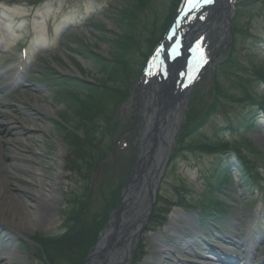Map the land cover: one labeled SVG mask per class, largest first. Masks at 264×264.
I'll return each mask as SVG.
<instances>
[{
  "label": "rangeland",
  "instance_id": "rangeland-1",
  "mask_svg": "<svg viewBox=\"0 0 264 264\" xmlns=\"http://www.w3.org/2000/svg\"><path fill=\"white\" fill-rule=\"evenodd\" d=\"M35 1L0 0V125L9 130L1 133L5 159L0 161V172L7 169L11 176L18 175L24 179V183L4 176L1 181L3 186L10 189V193L24 203L21 216L26 218L21 225V232L8 235L0 228V252L6 248L16 250L21 258L13 261V264H41L37 258L38 253L41 254L40 246L33 237L39 234L55 235L64 230L63 213L68 208L67 205L71 207L73 194L78 195L85 183L81 178L78 184L77 178L68 171L73 166V152L62 129L56 124L58 116L64 112L73 117L71 109L65 102L56 100L54 90L41 82L37 73L38 66L49 62L62 75L80 76L89 81L99 80L101 75L95 62L70 52L68 45L79 47L81 42H86L95 47L98 54L109 57L112 51L101 38V25L108 34L118 31L116 11L125 3V0H44L39 5ZM203 16L202 12L201 17ZM232 24L236 29H233ZM197 44L204 52L205 62L200 68L197 59L196 65L192 67L195 76L181 109V120L174 134L171 151L157 179L147 217L125 264H147L151 257L150 238L154 236L158 239L156 248L159 251L154 259L155 264H160V259L166 260L169 257L174 261L179 260L178 264H226L216 260L208 250H203L214 246L219 241L217 239L220 234H231L233 241L237 243L244 240L245 246H249L245 248L251 250L252 264H264V168L260 169V186L243 187L235 172L236 161L231 159L235 173L233 182L217 193L227 205L229 213L219 222L221 229L205 228L199 236L195 230L198 213L192 206H196L200 194L206 190L205 182L209 177L207 172L211 173L216 167L218 158L215 153L187 149L188 145L205 144L204 142L217 139L240 144L243 135H246L248 141L264 157V113L256 115L258 126L255 129H228L231 122L239 118L238 114L245 113L252 103L242 100L243 93L237 86L238 81L243 83L244 79H251L247 86L253 90L254 93H251L254 100H258L264 93V83L254 71L264 70V0H233L227 17L220 13L213 27L207 30L205 38L201 34ZM137 52L130 55L136 70L143 61V57ZM157 56L152 65L154 71L159 73L163 69L165 54ZM228 56L232 60L229 70L225 66ZM219 65L222 69L218 68ZM144 77L146 76L140 75L135 83V78L131 77L130 94L111 111L108 134L98 143L102 153L112 145L114 151L106 159L98 161L89 174V199L83 214L90 221L107 217L96 241L101 231L109 229L116 218L119 203L114 208V190L118 189L119 200L124 199L122 191L129 185L128 178L140 153L144 119L139 106L148 86ZM215 82L222 91L219 103L215 99ZM214 102L216 110L206 116ZM202 118L205 120L197 127L196 133L193 134V131L191 136L181 135L179 142V133H186L188 127ZM13 127L17 129V134L12 132ZM96 135L98 139L100 134ZM22 142L25 143L24 146L20 145ZM181 146H184L183 149ZM26 150L37 161L33 169H30L29 162L19 159L27 155ZM256 164L264 163L257 159ZM22 168L29 169L30 172L23 171ZM39 170L47 178L48 184L56 183L54 187L58 197L55 201L43 202L32 196L31 188L37 189L39 184L37 180H32L31 172L38 173ZM120 184L122 186L118 187ZM180 196L183 204L190 207V215L195 217L192 230L189 228L190 238L183 234L188 242L183 250L178 243L181 236L175 233L174 228L162 232L167 226L176 225L174 221L179 222L177 226H183L180 216L184 214V210L177 205ZM252 205L253 208L247 213ZM165 209L170 210V213L163 219L157 218L154 212ZM13 215L15 214L8 208L0 210V221L11 223ZM162 221L166 222L161 224ZM252 241H255L252 244L254 246H250ZM231 244L234 245L233 242ZM245 248L232 246L235 251L229 252L234 256L231 258L239 259L236 261L238 263L233 264H249L244 262L246 253L241 252ZM115 250L121 252L122 247ZM197 252L205 256L199 257ZM182 258L187 262H182ZM89 262L87 260L85 264ZM0 264L3 262L0 261Z\"/></svg>",
  "mask_w": 264,
  "mask_h": 264
},
{
  "label": "trees",
  "instance_id": "trees-1",
  "mask_svg": "<svg viewBox=\"0 0 264 264\" xmlns=\"http://www.w3.org/2000/svg\"><path fill=\"white\" fill-rule=\"evenodd\" d=\"M180 1L125 0L124 5L116 11L119 30L108 34L101 25V38L112 51L109 57L98 54L97 49L86 42H81L79 47L68 45L70 52L95 62L99 75H101L99 80L87 81L78 77L62 75L49 62L38 66L37 73L41 82L54 90L56 100L65 102L71 109L73 117L64 112L59 116L56 124L62 129L64 138L73 152V166H70L68 171L77 178L78 184L81 178L85 180L81 186V192L78 195L73 194L74 198L70 202L71 207L67 205L68 208L63 213L65 217L64 230L55 235L39 234L33 237V240L40 246L41 254L38 253L37 258L41 264H83L86 255L94 245L97 234L107 217H102L99 221H90L83 214V210L89 199V174L93 172L97 162L106 158L110 151L109 147L102 153L98 143L105 138L110 129L108 121L110 113L115 110L119 101L128 97L131 82L139 74L140 68L136 70L130 55L138 51L137 53L143 57V61L145 60L172 22ZM240 10L242 11V8ZM234 29L236 28L234 27ZM73 60L75 59L73 58ZM226 62L225 66L229 70L231 68L229 63L232 62L231 57L228 56ZM218 68L222 69L220 65ZM254 71L258 79L264 83V70L255 69ZM242 82L238 81L237 83L243 93L242 100L252 101V103L245 113L241 112L237 116L239 118H236L235 122H231L228 126L229 130L250 131L255 129L258 125L253 112L259 110L264 113V93L258 100H254L251 93L253 90L247 86L251 83V79H244ZM215 84V93L217 94L215 99L219 103L222 91L217 82ZM214 104H211L206 116L216 110V104ZM204 120L205 118H202L190 128L188 127L186 133L185 131H182V134L179 133V142L183 135H190L193 131V134L196 133L197 127L201 126ZM71 122L72 125H69ZM98 133L100 137L97 139L96 134ZM243 136L240 144H231L224 139H217L213 142L186 147L187 149L215 153L218 158L216 167L211 173H208L209 177L205 182L206 190L200 195L196 204V209L199 210L201 218L204 220L211 219L213 223H217V220L226 214L227 205L217 193L222 191L227 184L233 182L234 168L243 186L251 187L259 181L260 171L256 160L260 159L264 163V157L248 141L247 136ZM183 147L180 148L183 149ZM231 158L236 161L234 168L230 163ZM120 186L122 184L118 187ZM114 191L116 192L115 208L119 203V193L118 189ZM177 204L184 205L182 196L179 197ZM154 213L158 216L157 218L163 219L168 210H159Z\"/></svg>",
  "mask_w": 264,
  "mask_h": 264
},
{
  "label": "bare ground",
  "instance_id": "bare-ground-1",
  "mask_svg": "<svg viewBox=\"0 0 264 264\" xmlns=\"http://www.w3.org/2000/svg\"><path fill=\"white\" fill-rule=\"evenodd\" d=\"M231 2L232 0H210L208 3H205V0H191V2L189 0L187 9H189L188 12L190 15L181 16V20L173 30L174 36L170 37V42L166 46L165 51L170 48L168 46H171V43H178L180 46V55L186 57V53L184 51L185 47H187V49L194 47L200 32L212 28L220 13L227 16ZM205 5L208 6L207 10L203 14L204 16L200 17L202 12L205 10L201 9ZM185 60H188L191 63L192 56L190 55ZM172 73L171 69L168 68L161 71L158 78L148 79L150 80V83L146 86V90L144 91L145 96L144 98H141V104L139 106L144 122L141 129V139L139 145L140 153L137 163L133 170L129 185L123 193L124 199L117 211V216L112 221L110 228L102 232L100 241L88 264H125L130 255L131 247L140 232L141 225L147 217V212L156 190L155 182L161 174L160 171L163 166V161L167 159V156H169L168 153L171 151L174 142L173 133L176 132L181 120L180 115L183 104L182 100H185L183 88L181 89L178 85L177 86L182 90V93H180V96H176V92H181V90L176 87V78L174 77V73ZM164 95H167L166 100L168 101L162 104V97ZM175 98L179 99L176 101L175 105H173L172 101H174ZM43 109L46 111L45 108ZM159 128L161 129V132L158 138V149L154 152L152 146L153 141L151 138L159 133ZM11 130H13L12 132H14V134H17V129L15 127ZM3 132L6 133L9 132V130L0 125V161L5 159L4 140L1 138V133ZM20 145L24 146L25 143L22 142ZM25 152L27 155L22 156L19 159L29 162L30 169L35 168V164L37 163L35 156L30 151L26 150ZM16 157L17 155L15 158ZM152 159H154L153 162H151ZM22 170L30 172L29 169L26 170L22 168ZM3 176L10 180L12 179L23 183L24 179L18 175L11 176L7 169L0 172V210L3 211L8 208L16 215H13V221L11 223L0 221V228L5 230L6 234L11 235L15 232H21V225L24 221H26V218L21 216V209L24 203L20 201L19 197L10 193V189L8 187L3 186L1 181ZM31 176L32 180H37L39 184L37 189L31 188L30 190L33 197H38V199L43 202H52L57 199L58 196L54 187L56 183L52 185L48 184L46 182L47 178H45L41 170H39L38 173L31 172ZM31 184L33 185V182H31ZM43 185L45 186L44 188ZM187 222V227L191 226L189 228H192L195 224V217L188 215ZM172 228L176 229L177 232H186V230H183V228L177 225L167 226L162 232L165 233ZM180 236V241L178 243L181 250H183L188 246V242L182 237L183 234H180ZM150 239L152 241L150 250L151 257L147 261V264H155L154 259L159 253L156 248L158 239L155 236ZM119 246L122 247V251L116 252L115 249ZM245 252L247 256L245 257L244 262L252 264L250 251L246 250ZM197 253V256L199 257L205 256L202 253ZM231 257L234 256H230L231 262L228 260L225 262L226 264H233L239 260L237 257ZM19 259L21 258H19L16 250H9L6 248L0 252V261L3 262V264H13V261ZM161 260V264L179 263V260L174 261L172 257H169L166 260L165 258L164 260L160 259V261Z\"/></svg>",
  "mask_w": 264,
  "mask_h": 264
},
{
  "label": "water",
  "instance_id": "water-1",
  "mask_svg": "<svg viewBox=\"0 0 264 264\" xmlns=\"http://www.w3.org/2000/svg\"><path fill=\"white\" fill-rule=\"evenodd\" d=\"M182 6H183V5L181 4V6H180V10H181ZM180 10L178 11L177 16L179 15ZM177 16H176V18H177ZM177 79L179 80V78H177ZM177 83H178V86L181 88L182 81H178ZM186 86H187V85H186ZM179 87H178V88H179ZM180 88H179V89H180ZM181 89H182V88H181ZM181 89H180V90H181ZM187 91H188V89H186V91H183V93H184V94H183V95H184V98H186L185 95H186ZM180 93H182V90H181V92H176V96H177V95L180 96ZM166 99H167V95H164V96L162 97V101H163L162 104H164V103H166V102L168 101V100H166ZM178 99H179V98H175V100L172 101V104L175 105V103H176V101H178ZM160 101H161V100H160ZM180 101H181V100H180ZM182 101H184V100H182ZM160 128H161V127H160ZM160 128H159V129H160ZM160 132H161V129L159 130V133L156 134V135H154L153 138H152V141H153V143H152L153 145H152V146H153V151H154V152H156V150L158 149V148H157V145H158V142H159V141H158V138H159V136H160ZM173 135H174V133H173ZM155 136H156V137H155ZM150 138H151V136H150ZM168 155H169V153H168ZM153 158H154V156H153ZM167 158H168V156H167ZM153 160H154V159H152L151 162H153ZM165 160H167V159H165ZM165 160L163 161V165H164V163L166 162ZM162 168H163V166H162ZM158 178H159V176H158ZM158 178H157V179H158ZM157 179H156V182H157ZM130 180H131V176L129 177L128 183H129ZM156 182H155V183H156ZM125 189H126V187L123 189V191H122V195H123V192H124ZM121 203H122V199H121L120 205H121ZM118 209H119V208H118ZM103 231H104V230L101 231L100 236H101V234H102ZM99 241H100V237L98 238V241H96V243H95V245H94V247H93V250H92L91 252H89L88 255L86 256V259H85L86 261H87V260H90V258H91V256L93 255V252H94L95 248L97 247Z\"/></svg>",
  "mask_w": 264,
  "mask_h": 264
},
{
  "label": "snow or ice",
  "instance_id": "snow-or-ice-1",
  "mask_svg": "<svg viewBox=\"0 0 264 264\" xmlns=\"http://www.w3.org/2000/svg\"><path fill=\"white\" fill-rule=\"evenodd\" d=\"M190 2H191V0H190ZM208 2H210V0H205V3H208Z\"/></svg>",
  "mask_w": 264,
  "mask_h": 264
}]
</instances>
